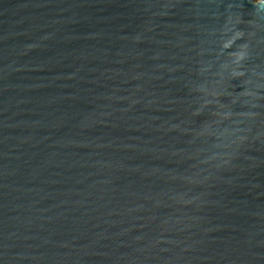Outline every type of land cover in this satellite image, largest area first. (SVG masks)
I'll list each match as a JSON object with an SVG mask.
<instances>
[{
	"label": "water",
	"instance_id": "1",
	"mask_svg": "<svg viewBox=\"0 0 264 264\" xmlns=\"http://www.w3.org/2000/svg\"><path fill=\"white\" fill-rule=\"evenodd\" d=\"M0 264H264V0H0Z\"/></svg>",
	"mask_w": 264,
	"mask_h": 264
}]
</instances>
